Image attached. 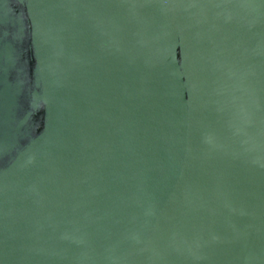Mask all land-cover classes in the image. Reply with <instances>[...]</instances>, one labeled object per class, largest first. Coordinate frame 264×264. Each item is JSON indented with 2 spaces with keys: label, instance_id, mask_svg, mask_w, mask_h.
Returning a JSON list of instances; mask_svg holds the SVG:
<instances>
[{
  "label": "water",
  "instance_id": "obj_1",
  "mask_svg": "<svg viewBox=\"0 0 264 264\" xmlns=\"http://www.w3.org/2000/svg\"><path fill=\"white\" fill-rule=\"evenodd\" d=\"M0 264H264V0H0Z\"/></svg>",
  "mask_w": 264,
  "mask_h": 264
}]
</instances>
